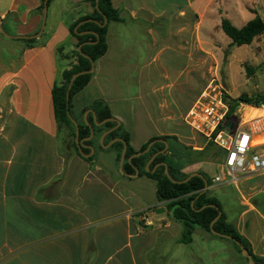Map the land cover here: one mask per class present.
I'll use <instances>...</instances> for the list:
<instances>
[{
	"label": "crops",
	"instance_id": "obj_1",
	"mask_svg": "<svg viewBox=\"0 0 264 264\" xmlns=\"http://www.w3.org/2000/svg\"><path fill=\"white\" fill-rule=\"evenodd\" d=\"M197 1L188 0V11ZM41 3L0 0V22L11 35L34 36L43 24ZM112 3L123 20L110 22L108 50L95 62L90 83L74 96L72 110L87 122L89 114L94 117L93 102L104 100L139 150L160 135L151 104L131 106L125 116L110 79L135 77L129 65L137 53L130 39L143 31L147 49L158 48L159 20L167 31L169 19L156 0ZM93 10L87 0H51L44 32L36 38L42 44L31 48L21 41L27 38L0 31V264H232L223 241L202 229L195 230L191 243L180 241L183 226L159 201L156 182L126 175L118 151L103 145L105 132L97 140L103 149L91 145L95 157L90 162L72 151L58 131L52 89L73 61L62 59L58 48L73 53L77 40L70 26ZM154 60L157 54H150L145 64ZM145 68L139 79L156 78L153 69ZM242 234L255 254L264 255V231Z\"/></svg>",
	"mask_w": 264,
	"mask_h": 264
},
{
	"label": "rangeland",
	"instance_id": "obj_2",
	"mask_svg": "<svg viewBox=\"0 0 264 264\" xmlns=\"http://www.w3.org/2000/svg\"><path fill=\"white\" fill-rule=\"evenodd\" d=\"M156 1L155 6L165 9V18L169 19L167 31L160 18V45L153 50L147 49V40H144L147 35L143 31L136 32L137 39H130L131 50L137 53L134 55L137 61L129 65L135 68V77L127 74L126 78L110 79L120 98V108L125 116H130L131 106L151 104L152 122L157 126L158 136L169 137V157L179 173L204 174L210 181L209 195L223 204L228 221L244 234L257 235L264 231V171L238 175L230 182H214L223 152L190 128L185 118L199 94L212 81L223 86L232 99L241 95H264V34L250 45L231 47V39L220 28L222 17L231 18L237 27L249 17L259 15L264 19V0H200L190 11L188 0ZM166 44L170 48L165 49ZM150 54H157L158 60L145 64ZM146 66L155 71L156 78L139 79L140 73L146 72ZM148 130L138 137L143 138ZM61 136L67 138V144L71 140L66 129ZM221 240L232 264H247L244 255L237 253L230 241Z\"/></svg>",
	"mask_w": 264,
	"mask_h": 264
},
{
	"label": "trees",
	"instance_id": "obj_3",
	"mask_svg": "<svg viewBox=\"0 0 264 264\" xmlns=\"http://www.w3.org/2000/svg\"><path fill=\"white\" fill-rule=\"evenodd\" d=\"M50 1L51 0L48 1V4ZM87 1L92 4L94 10L92 13L81 17L70 26V33L77 40L76 49L73 53L71 55L65 54L64 46L58 48V53L62 59L73 58V61L65 68L60 81H58L52 89V100L58 131L62 132L63 129L69 131L71 140L68 144L70 148L81 157H83V154H90L91 149L90 147H84L82 148V152H80L75 141L76 127L70 119L68 111L78 120L74 116L72 110V101L74 96L90 83L93 73L81 74L74 80L70 87L69 100H67V90L72 77L76 73L91 69L92 61L96 62L106 54L108 50L107 37L110 22L123 20L119 10L114 7L112 0H98V3L96 0ZM96 5H98L99 9L96 8ZM39 9H44V0H42ZM105 17L108 19V22L102 25L105 21ZM81 22L83 23L80 24ZM220 28L231 39V47L250 45L256 38L264 34V19L256 15L252 20L240 28L229 18L222 17ZM21 41H23L28 48L42 44L40 39L36 38L21 39ZM80 45H82V52L88 57L83 56L79 52L78 48ZM240 103L260 105L264 103V95H257L256 97L241 95L237 99H232L229 96L230 112L228 116L234 114ZM91 108L95 112L96 121L98 122L113 118L110 107L104 100L94 101ZM87 120L94 127L95 136L90 140H86L91 135L90 125H88L86 121L78 120L79 140H84V144L90 146L97 145L98 138L104 132L113 129L118 124L117 120H110L102 125H96L92 114L88 115ZM118 137L122 138L127 144L125 162L123 164L124 173L133 176L136 175L137 170H139V176H148L156 182L159 201L166 203V208L173 219L183 226V232L180 238L182 243H191L195 230L201 228L214 237L230 241L235 246L237 253L242 254L240 246L235 241L212 233V222L221 211L222 214L213 224V229L236 239L248 249L256 264H264V255H257L254 253L252 244L247 237L244 236L234 224L228 221L219 199L210 196L208 189L205 190L206 187H209L210 181L204 174L203 176L206 181L203 177L193 176L183 183L173 182L167 176L165 166L160 163H166L168 165L171 176L177 181H182L189 175L179 173L177 165L169 157L170 150L161 152L165 148V143L160 141H156L148 152L135 156L139 152L144 151L154 140L165 139L168 142V136L153 137L137 150L131 145L130 133L121 125L106 135L105 144ZM98 147L103 149V146L99 143ZM110 148L118 151V161H120L124 144L121 141H116ZM156 153L158 154L151 162L149 170H147L148 162ZM94 157V155H90L83 158L92 162ZM131 157L133 158L129 161ZM210 205H215L218 208ZM243 258H245L247 264H251L247 257L243 256Z\"/></svg>",
	"mask_w": 264,
	"mask_h": 264
},
{
	"label": "built area",
	"instance_id": "obj_4",
	"mask_svg": "<svg viewBox=\"0 0 264 264\" xmlns=\"http://www.w3.org/2000/svg\"><path fill=\"white\" fill-rule=\"evenodd\" d=\"M229 95L212 81L189 108L185 122L222 152L216 183L230 182L238 175L264 171V103H240L233 115ZM232 127H228V123ZM263 140L257 143V140Z\"/></svg>",
	"mask_w": 264,
	"mask_h": 264
},
{
	"label": "water",
	"instance_id": "obj_5",
	"mask_svg": "<svg viewBox=\"0 0 264 264\" xmlns=\"http://www.w3.org/2000/svg\"><path fill=\"white\" fill-rule=\"evenodd\" d=\"M48 1H49V0H44L43 24H42V28H41V30H40L36 35H34V36H14V35H11V34H9V33L5 30V28L3 27V25H2L1 22H0V31H1V33L4 34L5 36L9 37V38H18V39H20V38H33V37H35V38H39V37L42 35V33L44 32V29H45V26H46V19H47V15H48ZM96 1H97V3H98V0H96ZM96 8L99 9L98 5H96ZM107 22H108V19L105 17V21H104V23H103L102 25L106 24ZM82 23H83V22H81L80 24H82ZM78 50H79V52H80L83 56L88 57L85 53L82 52V45L79 46ZM94 68H95V62L92 61V67H91V69L86 70V71H82V72H78V73H76V74L72 77V79H71V81H70V84H69V87H68V90H67V100H69L70 87H71V85L73 84L74 80H75L79 75H81V74H84V73H93ZM93 113H94V112H93ZM87 114H88V113H87ZM68 115H69L70 119L72 120V122L74 123V125H75V127H76V138H75V141H76V144L78 145V148H79L80 152H82V148H84V147H90V148H91V153H90V154H83V155H84L85 157H88V156L92 155V153H93V151H94V149L92 148V146L84 144V140H82V141L79 140V123H78V121H77V120L71 115V113H70L69 111H68ZM94 117H95V120H96V114H95V113H94ZM110 120H116V119H115V118H109V119H106V120H104V121H102V122H98V121H96V124H97V125H102V124H104L106 121H110ZM117 122H118V121H117ZM87 124L90 125L91 135H90L86 140H90V139H92L93 136H94V127H93L88 121H87ZM119 126H120V123L118 122V124H117L113 129H110V130H108L107 132H105L104 135H103V137H102V142H103L104 147H109L110 145H112V144H113L114 142H116V141H121V142L124 144V148H123V152H122V156H121V162H120L121 167H123V164H124V162H125L126 149H127V144H126V142H125L122 138H119V137H118V138L113 139L110 143H108V144H104V138H105V135H106L107 133H109L110 131H112V130L118 128ZM228 127H232V123H231V122L228 123ZM156 141H160V142L165 143V148H164V150L161 151V152H165L166 149L168 148V142H167L165 139H157V140L152 141L144 151L139 152V153L136 154L135 156H139V155H141V154H143V153L148 152V151L150 150L151 146H152ZM157 154H158V153H156V154L150 159V161L148 162V164H147V170H149V166H150L151 162L154 160V158L156 157ZM132 158H133V157L129 158V161H131ZM160 164H162V165L165 166V168H166V174H167V176H168L173 182H176V183H183V182L188 181V180H189L191 177H193V176H200V177H203V178L205 179V177L203 176V174H201V173H199V172H195V173H192L191 175H189L186 179H184V180H182V181H177V180H175V179L171 176L170 171H169V168H168V165H167L166 163H160ZM160 164H159V165H160ZM138 173H139V170H137V175H138ZM205 181H206V179H205ZM206 183H207V182H206ZM206 189H207V187L205 188V190H206ZM210 206H213V207L218 208V207L215 206V205H210ZM158 212H164V209H161V211H158ZM221 214H222V212L220 211L219 214H218V216H217V217L213 220V222H212V225H211L212 233H214V234H216V235H218V236L225 237V238H228V239H231V240L235 241V242L240 246L241 251H242V254H243L244 256H246V257L249 259L250 263H251V264H256V263L254 262L253 258H252V255L249 253L248 249H247L243 244H241L240 242H238V241H237L236 239H234L233 237L228 236V235H225V234H222V233H219V232H217V231H215V230L213 229V224L216 222V220H218V218L221 216Z\"/></svg>",
	"mask_w": 264,
	"mask_h": 264
},
{
	"label": "bare ground",
	"instance_id": "obj_6",
	"mask_svg": "<svg viewBox=\"0 0 264 264\" xmlns=\"http://www.w3.org/2000/svg\"><path fill=\"white\" fill-rule=\"evenodd\" d=\"M262 141H263V140H261V139H258V140H257V143H260V142H262Z\"/></svg>",
	"mask_w": 264,
	"mask_h": 264
}]
</instances>
